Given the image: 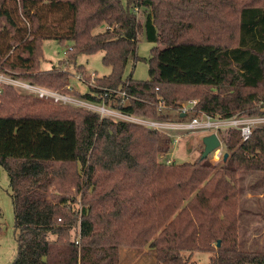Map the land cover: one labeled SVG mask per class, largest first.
<instances>
[{
    "label": "trees",
    "instance_id": "obj_1",
    "mask_svg": "<svg viewBox=\"0 0 264 264\" xmlns=\"http://www.w3.org/2000/svg\"><path fill=\"white\" fill-rule=\"evenodd\" d=\"M142 32L156 43L146 58L150 77H124L127 63L140 58ZM46 38L72 41L71 63L104 51L111 72L91 90L126 89L128 97L113 93L105 102L128 114L185 121L197 111L179 107L196 99L210 115H264V0H0V73L67 92L68 71L41 69ZM198 46L219 49L218 82L164 78V58L182 65L176 50ZM11 121H69L74 135L71 157L0 153L15 212L12 264H122L121 247L147 246L157 264H192L184 253L194 251L214 252L211 264H264V252L241 249L238 234L239 176L264 172V125L247 140L237 128L222 132L225 160L201 154L168 164L167 133L0 82V122Z\"/></svg>",
    "mask_w": 264,
    "mask_h": 264
},
{
    "label": "rangeland",
    "instance_id": "obj_2",
    "mask_svg": "<svg viewBox=\"0 0 264 264\" xmlns=\"http://www.w3.org/2000/svg\"><path fill=\"white\" fill-rule=\"evenodd\" d=\"M138 17L144 21V15L141 11H138ZM154 45L156 43L149 41L144 32L139 35L137 53L140 58L138 60L131 59L127 63L124 77L131 75L132 78L138 80L149 79V64L146 58L151 55V49ZM70 46H72L70 40L62 43L55 38L44 39L42 42L41 69H51L57 66L68 71L70 74L69 81L74 87V92L85 93L89 90L87 83L97 84L99 77L111 72V67L104 64L102 60L104 51L89 55L80 54L75 63H71L73 59L66 54ZM218 51L219 49L213 46H198L193 49L180 47L176 52L185 55V62L181 65L175 60L162 58L160 65L162 75L169 80L185 79L188 75L187 77L196 81L216 83L220 80L216 60ZM14 57L12 54L11 59ZM82 69L84 71H81ZM78 74H82L87 83L77 79ZM18 90L25 94L30 93L37 96L27 90ZM41 99L51 104L65 105L50 99ZM177 133H182V131H177ZM206 134L208 131L204 130L184 132L180 140L173 144L167 157L176 163L196 161L204 150L203 137ZM73 145V126L72 122L69 121L0 122V153L11 151L20 155L35 157L65 158L72 156ZM162 155L159 154V156ZM219 155L220 158L211 161L217 162L220 159H226L228 152L224 144L220 147ZM239 186L238 234L240 248L264 252V172H241ZM11 193L9 174L5 167L0 166V264H12L17 251L15 212ZM79 206L80 200L77 204V207ZM80 239L81 237L78 235L77 240L79 242ZM213 246L217 249L220 245L213 243ZM119 254L122 264H157L155 252L149 246L143 250L121 247ZM184 254L190 257L192 264H211L214 252L194 251L191 254L189 252Z\"/></svg>",
    "mask_w": 264,
    "mask_h": 264
},
{
    "label": "built area",
    "instance_id": "obj_3",
    "mask_svg": "<svg viewBox=\"0 0 264 264\" xmlns=\"http://www.w3.org/2000/svg\"><path fill=\"white\" fill-rule=\"evenodd\" d=\"M69 49H71V47H69ZM77 79L87 83L86 78L82 74H78ZM0 82L13 85L17 89L27 90L28 92L34 93L41 98H46L55 102L69 104L72 106L84 108L88 111L97 112L101 118L108 117L116 121L123 120L155 128L159 131L171 135L173 138V144L177 143L180 140L184 132H193L198 130L208 131V133L215 132L222 142L220 134L230 128L239 129L241 131L243 140H247L251 136L254 127L264 125V115L248 116L244 114H237L225 117L221 115L207 114L203 111L196 109V99L190 100L187 103H182L179 107V110L182 113H186L188 111H197V114L195 116L185 121H160L155 119L138 117L128 114L115 107L109 106L105 102L106 97L112 95L113 93L120 94L122 97L125 98L128 97L126 89L105 87L101 88L103 92L99 93L97 91L91 90V87L96 86L92 82L87 83L89 90L86 92H89L92 97H95L96 99H88L74 95L72 93L74 92V87L70 83L68 85V91L61 92L57 89H51L37 84H33L29 81L17 79L3 73H0ZM159 103L161 107L165 106L163 100H160ZM177 131H182V133H177ZM220 147L210 154L211 160H217L218 158H220ZM164 158L166 163L168 164L173 162L167 156ZM77 242L79 241L77 240Z\"/></svg>",
    "mask_w": 264,
    "mask_h": 264
},
{
    "label": "water",
    "instance_id": "obj_4",
    "mask_svg": "<svg viewBox=\"0 0 264 264\" xmlns=\"http://www.w3.org/2000/svg\"><path fill=\"white\" fill-rule=\"evenodd\" d=\"M203 144L204 150L202 153V158H207L211 153L221 146L222 142L219 136L213 132L208 133L203 137ZM218 245H220V241L218 242Z\"/></svg>",
    "mask_w": 264,
    "mask_h": 264
}]
</instances>
